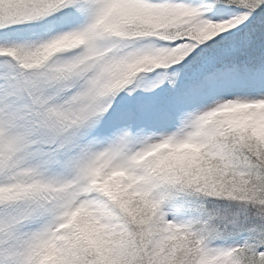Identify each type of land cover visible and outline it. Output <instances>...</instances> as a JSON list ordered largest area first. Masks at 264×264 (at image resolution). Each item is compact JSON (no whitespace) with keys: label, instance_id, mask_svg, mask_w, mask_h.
I'll return each instance as SVG.
<instances>
[{"label":"snow or ice","instance_id":"obj_1","mask_svg":"<svg viewBox=\"0 0 264 264\" xmlns=\"http://www.w3.org/2000/svg\"><path fill=\"white\" fill-rule=\"evenodd\" d=\"M0 264H264V0H0Z\"/></svg>","mask_w":264,"mask_h":264}]
</instances>
